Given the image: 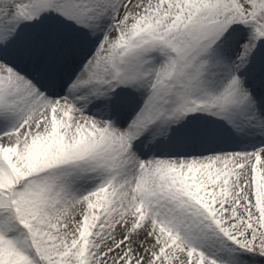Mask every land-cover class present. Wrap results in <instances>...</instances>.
<instances>
[{
	"label": "snow or ice",
	"instance_id": "1",
	"mask_svg": "<svg viewBox=\"0 0 264 264\" xmlns=\"http://www.w3.org/2000/svg\"><path fill=\"white\" fill-rule=\"evenodd\" d=\"M0 264H264V0H0Z\"/></svg>",
	"mask_w": 264,
	"mask_h": 264
}]
</instances>
